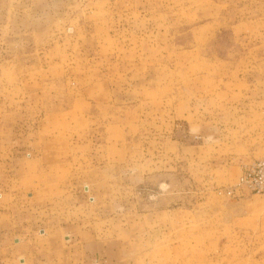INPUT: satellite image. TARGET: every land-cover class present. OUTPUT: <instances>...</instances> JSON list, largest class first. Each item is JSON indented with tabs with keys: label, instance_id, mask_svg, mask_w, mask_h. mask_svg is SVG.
Here are the masks:
<instances>
[{
	"label": "rangeland",
	"instance_id": "1",
	"mask_svg": "<svg viewBox=\"0 0 264 264\" xmlns=\"http://www.w3.org/2000/svg\"><path fill=\"white\" fill-rule=\"evenodd\" d=\"M5 158L115 264H264V194L227 195L264 159V0H0Z\"/></svg>",
	"mask_w": 264,
	"mask_h": 264
},
{
	"label": "crops",
	"instance_id": "2",
	"mask_svg": "<svg viewBox=\"0 0 264 264\" xmlns=\"http://www.w3.org/2000/svg\"><path fill=\"white\" fill-rule=\"evenodd\" d=\"M4 150L5 156L12 153ZM6 158L12 166L13 156ZM6 158L0 164L10 163ZM15 179L0 165V264H115L108 247L89 239L84 199L67 204L59 197L36 204L24 190L12 187ZM64 196L75 197L72 192Z\"/></svg>",
	"mask_w": 264,
	"mask_h": 264
},
{
	"label": "built area",
	"instance_id": "3",
	"mask_svg": "<svg viewBox=\"0 0 264 264\" xmlns=\"http://www.w3.org/2000/svg\"><path fill=\"white\" fill-rule=\"evenodd\" d=\"M243 189L253 194H264V159L244 167L237 182L227 191V195L232 196L234 192Z\"/></svg>",
	"mask_w": 264,
	"mask_h": 264
}]
</instances>
